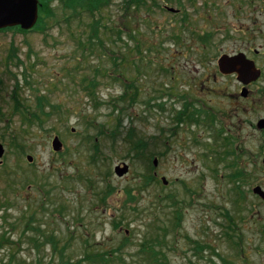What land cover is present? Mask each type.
Wrapping results in <instances>:
<instances>
[{"label": "rangeland", "instance_id": "obj_1", "mask_svg": "<svg viewBox=\"0 0 264 264\" xmlns=\"http://www.w3.org/2000/svg\"><path fill=\"white\" fill-rule=\"evenodd\" d=\"M106 1L47 0L40 31L0 32V264H61V251L103 264L92 254L126 237L110 263L153 264L156 250L172 264H264L263 201L245 182L239 196L222 154H206L203 123L222 100L203 90L202 35L220 0L183 2L193 30L164 8L181 3ZM38 226L57 251L29 240Z\"/></svg>", "mask_w": 264, "mask_h": 264}, {"label": "flooded vegetation", "instance_id": "obj_2", "mask_svg": "<svg viewBox=\"0 0 264 264\" xmlns=\"http://www.w3.org/2000/svg\"><path fill=\"white\" fill-rule=\"evenodd\" d=\"M31 1L33 6H37L36 25L27 31L18 25L0 29V32L10 28L20 32L40 31L37 26L43 19L47 0ZM167 1L181 3L180 7L164 4V8L173 16H181L186 28H194L189 16L184 14L183 2L194 6L195 1ZM217 3L212 5L219 13V22L202 35L207 58L202 73L203 90L210 94L218 92L222 100L218 118L215 112H209L212 119L203 123L215 143V149L209 148L206 154H222L218 157L219 162H225L229 169L227 180L239 196L245 182L264 202L262 195L254 190L257 186L264 190L258 177L264 173V0H220V5ZM156 5L161 7L157 0ZM211 30L218 31V40H214ZM205 108L208 111L212 109L209 106ZM241 154H250L245 161V165L250 167L247 177L242 170ZM229 158H233V162L227 161Z\"/></svg>", "mask_w": 264, "mask_h": 264}, {"label": "trees", "instance_id": "obj_3", "mask_svg": "<svg viewBox=\"0 0 264 264\" xmlns=\"http://www.w3.org/2000/svg\"><path fill=\"white\" fill-rule=\"evenodd\" d=\"M135 2H137V4H140V0L139 1H135ZM134 2V3H135ZM142 2H144L143 0H142ZM88 80H90V83H91V81H92V84H91V88H86L85 89V91L87 92V93H90V91L92 90V88H94L95 89V87H97V79L96 80H93V78L92 79H88ZM24 110H26L27 112H31L30 111V109L29 108H25ZM25 115V114H24ZM40 124H43V123H40ZM129 134H132V133H134V129L131 127L130 129H129ZM138 141V145H143V147L142 148H144V144L142 143V139H138L137 140ZM140 143H142V144H140ZM141 148V149H142ZM154 176H151L150 178L147 176V178L149 179V181L150 182H155V180H150V179H152ZM149 182V183H150ZM155 184V183H154ZM130 189H132V187H130L129 188V190H127V193H128V195H131V190ZM128 201H133V200H128ZM118 223H116V225H117ZM118 226H121L120 224H118ZM34 229H36V228H34ZM36 233H34V234H32L33 236H28V238H29V240L30 241H32L33 243H34V245L36 246V247H39L40 245H45V243H51V245H52V250L53 251H57V249H58V244H59V240H58V238H57V235H55L54 233H49L48 231H46V229H45V227L44 228H42L41 226H38V228L36 229V231H35ZM59 237V236H58ZM41 238H43V240H41ZM127 240H129V237H126L123 241H127ZM125 242H122V243H120L117 247H115L114 249H112V250H106V251H100V252H96V253H94V254H92V256L90 257V260L91 259H93V258H96V259H94V260H96V261H98V262H100V263H103V264H112V263H110V262H113V259L114 258H123V252H122V250H123V248H124V245H125ZM142 242V241H141ZM143 244V246L144 245H146V242L145 241H143L142 242ZM84 247H85V244H84ZM122 252V253H121ZM121 253V254H120ZM11 256H13L14 257V254H11ZM59 257H60V259H62V263L61 264H72V260H70V259H66V257H65V253H64V251H61V252H59ZM150 257L151 258H153L154 259V263L153 264H172L166 257H165V255H164V257L166 258V261H164L158 254H157V252H156V250L153 252V253H151L150 254ZM84 258H89V255H85V257ZM89 260V261H90ZM13 260H12V258H11V260H8L7 262L6 261H3V263L2 264H13V262H12ZM81 260H79V262H80ZM42 264L41 263V261L40 260H37L36 262H32V263H26V262H23V263H21V264ZM215 264V263H214ZM224 264H227V262L225 261L224 262Z\"/></svg>", "mask_w": 264, "mask_h": 264}, {"label": "water", "instance_id": "obj_4", "mask_svg": "<svg viewBox=\"0 0 264 264\" xmlns=\"http://www.w3.org/2000/svg\"><path fill=\"white\" fill-rule=\"evenodd\" d=\"M38 11L37 6L31 0H0V28L21 25L24 29H30L37 21ZM55 150L61 148L62 143L56 137L53 140ZM4 152V147L0 143V156ZM31 159V157H28ZM156 163V159H155ZM128 170V165L124 164L123 167H117L116 173L122 175ZM166 182L165 178H163ZM255 191L260 193L264 199V191L260 187H256Z\"/></svg>", "mask_w": 264, "mask_h": 264}]
</instances>
